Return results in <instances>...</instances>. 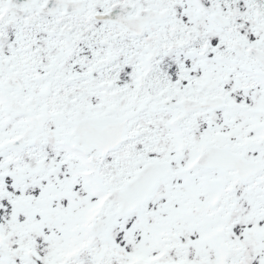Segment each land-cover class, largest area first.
Masks as SVG:
<instances>
[{
	"label": "snow or ice",
	"instance_id": "1",
	"mask_svg": "<svg viewBox=\"0 0 264 264\" xmlns=\"http://www.w3.org/2000/svg\"><path fill=\"white\" fill-rule=\"evenodd\" d=\"M0 264H264V0H0Z\"/></svg>",
	"mask_w": 264,
	"mask_h": 264
}]
</instances>
